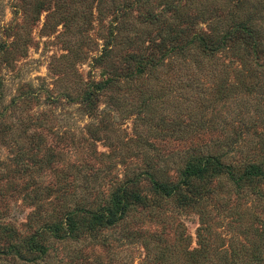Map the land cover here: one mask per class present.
Masks as SVG:
<instances>
[{
  "label": "rangeland",
  "instance_id": "374dc122",
  "mask_svg": "<svg viewBox=\"0 0 264 264\" xmlns=\"http://www.w3.org/2000/svg\"><path fill=\"white\" fill-rule=\"evenodd\" d=\"M223 3L229 9L218 11L220 19L229 10L241 17L252 14L256 30L264 34V0H248L246 5L218 0V7ZM104 4L0 0V249L24 241L34 223L53 220L58 187L70 184L74 193L67 201H72L74 194L106 195L123 175L142 170L176 180L183 161L196 152L218 153L225 163L248 156L264 164V67L250 62L245 91L214 60L196 54L166 59L169 63L154 76L136 80L138 87L121 84L101 96L98 113L105 124L96 130L100 122L91 120L77 99L85 83L101 73L92 60L101 55L110 29ZM125 23L131 34L118 36L114 56L137 34L143 47L150 46L149 39L158 42L154 28L134 18ZM205 25L199 21L194 27L203 31ZM223 84L228 88L220 89ZM243 124L249 130L235 142ZM57 139L66 141L59 148L72 152L58 166L65 174L58 184ZM37 140L41 143L35 146ZM96 151L106 155L101 163L93 160ZM146 157L155 164L146 166ZM81 161L89 164L88 170ZM70 166L90 175L87 185L74 178L78 171ZM250 186L264 191V182ZM211 187L213 193L202 202L182 205L173 197L154 196L143 179L137 192L155 199L158 207H136L95 239L59 241L47 234L45 255L35 259L27 254L31 261L0 255V264H187L188 253L201 244L210 249L204 264H250L252 243L264 235V198L255 196L251 187L244 189L245 195L237 194L224 176ZM223 255L236 262H222Z\"/></svg>",
  "mask_w": 264,
  "mask_h": 264
},
{
  "label": "trees",
  "instance_id": "16d2710c",
  "mask_svg": "<svg viewBox=\"0 0 264 264\" xmlns=\"http://www.w3.org/2000/svg\"><path fill=\"white\" fill-rule=\"evenodd\" d=\"M217 1L104 0V8L110 15V23H108L110 29L102 45L101 55L92 60L95 66L101 69V73L98 79H90L85 83L77 99L86 115L91 120L100 122L98 126L94 125L96 130H101L102 125L105 124L99 118L98 113L101 96H107L106 92L119 88L121 84L129 88L138 87L136 80L143 75L154 76L160 71V67L169 63L166 59L170 61L175 56L184 58L186 55L196 54L202 60H214L219 63L221 70L231 74L234 79L237 78V84L245 88V91L247 90L245 73L248 71V62L254 67H264V34L259 29L256 30L255 21L251 19L252 14L247 13L241 17L229 10L228 14H222L223 19H220L217 16L218 11H225L229 8L228 4L224 5L225 3L222 7H218ZM238 2L246 5L248 0H238ZM212 15L216 17L214 19L208 17ZM130 18H134L141 25L154 28L157 31L158 42L149 39L150 46L143 47L141 34H137L134 40L128 38L125 41L121 51L122 55L120 53V56H114L118 36L131 34V27L124 25ZM199 21L206 24L203 31H198V28L194 27ZM226 85H220V89L228 88L229 84ZM222 98L225 99L224 95ZM231 98L233 100L234 96ZM234 99L238 100L236 96ZM248 128L249 125L246 124L238 127L234 141L242 137V133L247 132ZM65 142L63 139H57V184L59 179H63L65 175L58 172V166H64L66 154L72 153L69 152V144L68 149L59 148V145ZM40 143L37 140L33 144L38 146ZM33 150L31 149V152ZM73 151L76 150L73 148ZM102 155L106 156L105 153L101 154L96 151V158L94 157L93 160L101 163ZM29 156L33 158L30 153ZM154 161L155 159L148 158L145 165L153 166ZM81 163L83 164L81 167L88 170L89 164L82 161ZM183 163V168L176 172V180L169 177L162 179L160 175L142 170L133 175H123V180H119L120 184L112 185L106 195L101 191L99 195L98 193L97 195L91 194V196L85 195L84 198L74 194L70 196L72 201H67V196L74 193L73 187L70 184L58 187L56 195H53V200L57 201L58 205L53 220L40 222L37 226L34 223L31 226L29 237L20 244H9L7 247H2L0 255L15 256L22 261H31L33 259L26 257L27 254L35 256V259L46 254L47 248L43 245V241L47 234L59 241L68 238L78 241L84 237L95 239L102 229L118 226L136 207L143 209L158 207L159 204L155 199H150L137 192L136 186L143 179L150 184L154 196L166 199L173 197L182 205H187L189 201L194 204L202 202L205 195L213 193L211 184L221 176L226 177L235 186L237 194L243 191L245 195L244 189L250 191L251 187L255 196L260 199L264 198V191H256L250 186L257 182H264V164L251 157L244 156L237 161L225 163L220 154L205 151L196 152ZM71 167H75L74 170L78 171L77 175L74 173V178H78V182L87 185L90 175L84 174V169L81 167ZM69 173L66 174L67 178L72 177ZM110 182L112 183L113 180ZM259 237L258 243H252L250 258L248 259L245 255L250 264L264 263V235ZM209 251L206 244H201L199 249L188 253L187 264L206 263L209 260ZM232 254L233 257L235 254L238 255L237 253ZM233 257L229 256L228 260V257L223 255L219 259H222L224 263H235Z\"/></svg>",
  "mask_w": 264,
  "mask_h": 264
}]
</instances>
